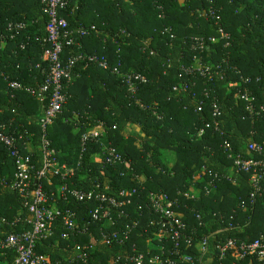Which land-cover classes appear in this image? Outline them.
<instances>
[{"label": "trees", "instance_id": "obj_1", "mask_svg": "<svg viewBox=\"0 0 264 264\" xmlns=\"http://www.w3.org/2000/svg\"><path fill=\"white\" fill-rule=\"evenodd\" d=\"M210 8L219 17L217 24L215 18L206 15ZM160 12L163 18L159 17ZM60 15L73 29L80 25L96 28L78 39L79 47L65 46L63 58L80 52L103 57L109 65L102 68L97 63L76 64L71 79L64 85L67 99L62 113L48 128L58 160L74 167V175L67 179L71 187L88 188L97 178L110 185L108 194L135 186L174 196L178 189L188 185L193 171L202 165L232 173V160L223 147L226 141L245 156L252 154L244 148L251 131L256 141H264V110L251 115L244 109L246 102L236 97L238 89L247 87L250 92L253 90L257 106L259 103L264 106V0H68ZM27 20L36 21L38 36L44 34L46 16L39 0H0V29L9 21ZM219 26L228 38L219 36ZM28 34L31 39L27 42L25 33H20L0 45V123L11 122L21 131H33V148H38L39 128L35 120L42 105L25 90L8 89L4 80L8 76L10 80L33 86L44 81L37 64L45 65L42 62L45 45ZM196 38L204 41L203 49L193 47ZM22 42H25L23 49L19 45ZM195 59L212 70L211 77L191 69ZM116 66L124 72L144 75L146 82L129 92L123 79L111 72ZM241 77L247 81H241ZM231 82H238V86H230ZM214 98L222 110L219 130L212 127ZM198 105L202 106L200 112ZM99 122L105 124L106 138L88 142L82 150L81 135ZM206 123L211 127L205 128ZM202 127L205 131L198 135ZM107 143L124 161H96L94 154L101 144ZM166 152L173 154L171 164L164 159ZM33 160L40 165L38 153ZM14 171V159L0 143V180L5 177L0 184V215L7 220L20 217V223L13 228L19 231L28 228L23 221L29 213L23 197L9 185ZM237 177L238 184L218 183L214 196H201L198 200L180 197V201L200 210L208 204L234 212L235 198L230 193L240 194L248 189V174ZM50 179L52 185L45 184L53 192L49 203L60 209L84 211V203L71 197L67 203L60 198L59 177L50 175ZM262 211V202L257 199L247 228L253 238L264 228ZM244 233L239 235L243 237ZM88 240L89 235L67 240L54 235L46 244L57 246L38 251L46 250L53 258L67 260L74 244ZM105 251L96 252L95 259L100 264H107L112 254L107 248ZM11 260L10 253L7 256L0 253V264H9Z\"/></svg>", "mask_w": 264, "mask_h": 264}, {"label": "built area", "instance_id": "obj_2", "mask_svg": "<svg viewBox=\"0 0 264 264\" xmlns=\"http://www.w3.org/2000/svg\"><path fill=\"white\" fill-rule=\"evenodd\" d=\"M39 1L42 13L46 16L42 36L37 35L34 20L9 21L0 29L2 46L20 33H25L26 42L31 39L28 34L31 33L45 45L42 50V62L45 65L37 64L45 76L41 84L24 85L17 80H10L8 76L4 77L8 89L25 90L36 96L42 105L41 114L35 120L39 128L38 148H33V131H21L18 126H12L11 122L0 123V143L14 159L15 165L9 185L23 197L29 213V217L23 221L28 224V228L19 231H14L13 228L20 223V217L7 220L0 215V253L4 256L9 253L12 255L9 264H100L95 255L106 252V248L112 253L107 264H264V228L256 232L254 238L247 231L257 199L263 205L264 221V141H256L254 131H251L244 144L245 150L252 153L250 156L234 151L229 142L224 143V152L232 160V173L231 170L213 171L202 165L193 171L187 181L188 185L184 189H178L174 196H169L162 190L144 191V188L135 186L123 187L108 194L110 185L97 178L88 188L71 187L67 183V179L75 173L74 167L60 163L56 149L51 146L48 128L62 113L67 99L64 85L71 79L76 64L97 63L102 68H108L109 65L103 57L86 56L80 52L63 58L64 47H79L78 39L88 31L96 30L95 25H80L73 29L67 19L60 15L68 0ZM206 15L215 18L216 24L219 22L213 9L210 8ZM159 17H164L163 12L159 13ZM218 32L221 38L229 37L220 26ZM210 39L215 42L216 38ZM192 43L194 48L205 47L200 38L193 39ZM24 44L25 42L19 44L21 49ZM144 44L148 46L147 41ZM150 53L153 54L154 51L151 49ZM191 69L198 70L203 76H212V70L202 67L198 59H195ZM111 72L123 79L129 92H134L138 84L146 82L144 75L121 71L118 66L112 67ZM241 81L247 80L241 77ZM229 85L235 87L238 82H231ZM183 89H187L186 83H183ZM252 91L247 87L238 89L236 97L246 102L245 111L251 115H259L264 106L260 103L257 106ZM201 108L198 105L197 111L200 112ZM211 112L212 127L219 130L218 120L222 110L215 98L211 101ZM210 127V123H206L205 128ZM205 128L202 127L198 135H202ZM104 138L105 124L99 122L81 135L82 150L88 142ZM35 153L40 155L39 166L33 160ZM94 156L96 161L105 163L124 161L111 143L101 144ZM241 173L248 174V189L240 194L230 193L235 198L234 206L237 210L234 212L215 209L208 204L200 210L180 201V197L198 200L201 196H214L218 183L229 181L238 184L237 176ZM50 175L61 180L60 198L67 203L70 201L69 197L84 203V211L60 209L56 204L49 203L53 192L45 184L52 185ZM4 180L5 177L1 178L0 184ZM243 231L246 233L242 237L239 233ZM54 235L64 240L89 235V240L84 244H74L69 258L63 260L51 257L46 250L38 251V248L57 246L46 244ZM132 238L135 239L130 242Z\"/></svg>", "mask_w": 264, "mask_h": 264}, {"label": "rangeland", "instance_id": "obj_3", "mask_svg": "<svg viewBox=\"0 0 264 264\" xmlns=\"http://www.w3.org/2000/svg\"><path fill=\"white\" fill-rule=\"evenodd\" d=\"M164 155H165L164 159L166 160V163L171 164L173 160V154L171 152H166Z\"/></svg>", "mask_w": 264, "mask_h": 264}]
</instances>
